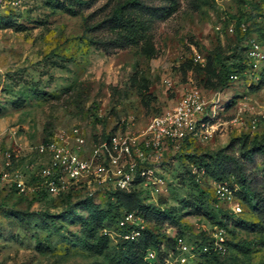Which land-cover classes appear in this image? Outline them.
<instances>
[{
  "label": "rangeland",
  "instance_id": "374dc122",
  "mask_svg": "<svg viewBox=\"0 0 264 264\" xmlns=\"http://www.w3.org/2000/svg\"><path fill=\"white\" fill-rule=\"evenodd\" d=\"M133 1L0 0V264H123L111 217L126 209L136 211L147 236L123 250L124 264H264V218L252 198L264 197V59L255 66L248 60L246 72L228 84L220 79L241 40L258 41L264 52V0H175L168 15L163 8L173 0H137L143 8L125 14L140 32L101 22ZM242 11L247 18L240 19ZM231 23L234 32L225 30ZM195 50L204 62L194 60ZM185 92L206 101L219 128L203 140L143 149L149 121ZM126 136L135 144L116 168L152 169L149 177L135 174L126 189L131 196L109 192L93 175L69 194L47 189L40 169L49 156L41 143L79 145L89 158L94 145ZM243 179L249 193L241 191ZM216 180L243 197L242 211L232 215L236 224L221 216L229 213L225 204L215 206ZM157 209L175 218L159 220ZM220 227L230 241L225 252L203 253L200 243ZM178 238L193 246L183 252L186 261ZM147 247L154 257L144 255Z\"/></svg>",
  "mask_w": 264,
  "mask_h": 264
},
{
  "label": "built area",
  "instance_id": "2783aa9c",
  "mask_svg": "<svg viewBox=\"0 0 264 264\" xmlns=\"http://www.w3.org/2000/svg\"><path fill=\"white\" fill-rule=\"evenodd\" d=\"M245 5L252 0H244ZM243 28L245 30L244 24ZM216 30H221L222 26L216 25ZM226 31L234 32L233 23L229 24ZM248 60L257 65L264 59V52L260 43L252 40L245 49ZM194 60L204 62L205 56L194 51ZM261 69V68H260ZM247 69L243 71V74ZM234 80L239 79L237 74H233ZM205 100L196 92H185L170 107L163 109L155 115L148 123L147 133L140 145L143 149L155 150L161 148L166 141L177 142L186 137L206 139L213 135L219 128L220 123L215 121L214 113L206 110ZM208 111V112H207ZM144 137V138H145ZM82 142V138H76ZM110 140V142H109ZM80 144V143H79ZM135 138L126 136L121 141L116 137H110L107 141H102L92 148L91 157L83 156L81 146L71 148L55 139H48L39 145V150L49 156L47 164L41 167L40 174L45 177L47 189L54 194L68 191L74 184H79L80 179H87L93 175L95 181L105 185L107 189H128L135 182V174L142 177L151 176L152 169L136 170L135 164L128 163L124 169H117L121 153L130 155ZM119 145L120 152L114 153V149ZM141 147L136 149L141 155ZM19 186L22 183H18ZM111 185L112 187H109ZM22 187V186H21ZM236 187L226 181H214L212 193L215 206L226 205L230 214H238L242 211L240 199L234 193ZM119 231L115 234L122 239H136L144 227L142 219L135 211H126L117 222ZM224 230L220 227L210 234L209 239L201 243L198 248L203 253L223 254L226 250V241L223 236ZM178 246L181 261H186L187 256L183 252L192 253L193 246H188L183 240L178 238ZM149 258L154 257L155 252H147Z\"/></svg>",
  "mask_w": 264,
  "mask_h": 264
},
{
  "label": "trees",
  "instance_id": "16d2710c",
  "mask_svg": "<svg viewBox=\"0 0 264 264\" xmlns=\"http://www.w3.org/2000/svg\"><path fill=\"white\" fill-rule=\"evenodd\" d=\"M250 3V2H249ZM141 3L139 1H133L132 3L129 4V6H121V10L119 11V13H117L116 11L112 14H110L107 18H105L103 21V24L108 26L110 28V30L115 31L116 28H125L129 31H139L137 29V25L138 23L134 22V20L128 16L127 14H125V11L127 9H142L143 6L141 7ZM176 8V1L173 0L171 3H169L168 6H166L165 8H163V14L168 15L171 12H173ZM240 19L245 15V11H242V13H240ZM125 17V18H123ZM247 18V17H246ZM100 24V23H99ZM140 32V31H139ZM245 39L244 35L242 34L240 36V39ZM114 45H118L120 39L119 38H114ZM99 41V40H98ZM245 40H241L240 42H242L243 44L241 45V47H236L235 50L233 51V53L229 56L226 57L227 59H225L224 63H223V67H221L220 70H222V77H220V79L222 80V82L224 84H228V81H230L233 77V74H237L238 76L242 75L243 71L246 69L247 67V57L245 55V49L247 47V43L244 44ZM102 44L105 42H109V40H104V41H99ZM246 42V41H245ZM240 45V44H239ZM238 45V46H239ZM244 51V53H243ZM262 68V67H261ZM234 80V78H233ZM261 79L260 81H258L256 84L254 82L250 83L249 87H253V88H258L261 85ZM261 152L264 153V147H261L259 149ZM242 157L245 158H250L251 157V151L250 150H244L243 153L241 154ZM217 181V180H216ZM242 192L244 193L245 190L248 191L250 190V187L246 186V182L244 181V179L242 180ZM109 192L111 193H121L122 195H124L125 197H129L131 196L133 193L130 191H126L124 189H112L109 190ZM71 193V191L66 192L65 194H69ZM234 193L236 194V196L240 199V201H243V197L241 196V193L237 188H235ZM251 193V191H250ZM252 198L255 199V209L258 211L259 216H261L262 218H264V197H259V194L257 192H252ZM85 201L88 202V205L90 208H95L96 205H94L92 202V198L91 197H85L84 198ZM87 199V200H86ZM94 210V209H91ZM126 211H134L132 209H126L124 210L122 213H119V215L116 217L115 215H113L111 217L112 220H115V222H118L119 218L123 215V213H125ZM220 211V209L218 210V212ZM136 212V211H135ZM173 211L171 210H165V209H157V211L155 212V214H157L158 219L159 220H163L164 218H175V216H173L172 214ZM233 214H229L226 212H222L221 216L224 217V220H228L229 217L231 218V223L233 222L234 224L239 222V219H233L232 218ZM222 222V220H220V223ZM226 223V221H225ZM147 230L145 227L142 228L140 235L136 238V239H122L117 245L118 247V251H120L121 255L119 256V259L124 260V262H126L128 259H126V257L123 255V250H134L136 247L132 248L134 245H136L139 241H145L146 236H147ZM201 244V243H200ZM226 244L229 245L230 241H226ZM126 245V246H125ZM129 247V248H127ZM153 247H147L144 249V255H146L147 251L149 249H152ZM154 251V249H152ZM155 252V251H154ZM209 255H219V253H210ZM126 259V260H125ZM123 262V264H124Z\"/></svg>",
  "mask_w": 264,
  "mask_h": 264
}]
</instances>
